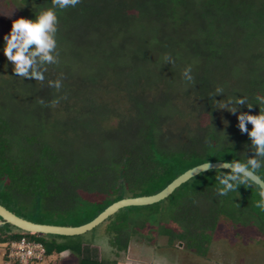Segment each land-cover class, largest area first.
<instances>
[{
	"label": "trees",
	"instance_id": "16d2710c",
	"mask_svg": "<svg viewBox=\"0 0 264 264\" xmlns=\"http://www.w3.org/2000/svg\"><path fill=\"white\" fill-rule=\"evenodd\" d=\"M17 3L28 19L51 7V0ZM57 16L62 63L50 65L43 85L16 77L12 64L0 58L1 206L34 223L80 226L113 202L159 192L191 167L252 155L236 114L230 112L227 123L215 116L236 97L253 104L239 111L259 112L255 97L264 95V49L256 40L264 37V0H81L75 8L57 9ZM171 26L176 33L170 37ZM243 38L253 44L242 46ZM251 47L256 51L248 53ZM166 54L174 64H164ZM80 61L85 63L77 70ZM189 65L194 86L182 76ZM61 74L62 89L49 87ZM217 87L223 94L215 95ZM40 98L59 103L44 107ZM102 112L116 124L92 131L78 126L81 115ZM202 116L204 125H194ZM220 174L199 173L163 200L120 209L79 236L29 234L5 224L0 244L25 240L41 244L44 259L67 251L75 256L73 264H117L99 244L113 254L124 251L131 216H142V210L144 220L171 223L161 230L168 240L184 239L196 249L211 239L222 217L264 236L257 185L220 196ZM258 177L264 182V169Z\"/></svg>",
	"mask_w": 264,
	"mask_h": 264
},
{
	"label": "rangeland",
	"instance_id": "374dc122",
	"mask_svg": "<svg viewBox=\"0 0 264 264\" xmlns=\"http://www.w3.org/2000/svg\"><path fill=\"white\" fill-rule=\"evenodd\" d=\"M17 2L18 0H0V58L3 59V64L6 63L8 67H10V64L7 63L8 61L3 54V37L9 32L13 19L18 17L28 19L26 9L21 7ZM10 12L12 15L9 18L6 15ZM171 28L172 26L167 31L170 37L171 34L176 33L175 30L171 32ZM245 40L246 38L240 40L242 46L248 43ZM256 41H259L257 43L261 45L260 48L264 49V37ZM251 43L253 44V42ZM251 43H248V45L251 46ZM258 50L263 51L261 49ZM253 51H256L255 47L247 50L248 53H252ZM61 63L59 61L55 65L61 66ZM84 63V61H80L77 70ZM49 67L50 65H47V68ZM84 71L88 72L89 70ZM237 80L238 78L235 79V82ZM239 87L240 85L237 86V88ZM239 91L236 93L238 94ZM237 94H233L232 96L235 98V96H238ZM180 106L183 107V105ZM223 106L218 108V113L215 118L220 117L223 123H227L231 114L228 110L222 109ZM181 114L185 118H190L187 111H183ZM109 116L110 114L105 112L81 115L78 118V126L86 131L108 129L116 124L115 118H110ZM195 122L194 125L200 124L203 126L206 122V117L202 116L197 119L198 123ZM56 137L54 136L57 140ZM114 141L111 139L109 143H113ZM82 197L88 199L93 198V196L87 194H84ZM137 213H140L142 216H131V234L124 251H118L116 254H113V248L107 246L106 243L101 245L98 242L101 253L107 258L115 260L117 264H264V260H261V254L264 252V236L256 234L253 227L248 224L235 226L226 217H222L218 221L216 228L210 231V233L207 232L211 235V239L208 242L202 241L200 243V249H196L190 247L184 239L171 237V240H168L170 236L163 234L161 230L164 226L168 227L171 223L144 220L143 215L145 214V210ZM118 217L116 219H119ZM102 231L96 232L97 235L101 234ZM54 255H51L50 258L44 259L43 261L47 263L51 262V264H73L76 262L75 256L69 252H66L60 257Z\"/></svg>",
	"mask_w": 264,
	"mask_h": 264
},
{
	"label": "clouds",
	"instance_id": "9594fccd",
	"mask_svg": "<svg viewBox=\"0 0 264 264\" xmlns=\"http://www.w3.org/2000/svg\"><path fill=\"white\" fill-rule=\"evenodd\" d=\"M79 3L81 0H51V7L39 9L35 13L34 19L18 17L11 21V28L3 37V54L12 64V71L16 77L44 84V73L48 71L47 65L59 63L56 39L59 23L57 9L75 8ZM11 15L10 12L6 16L10 18ZM163 60L164 64L175 63L170 54H166ZM182 76L186 82L195 85L191 65L183 69ZM48 86L57 91L62 89V74L56 80H49ZM219 94H223L221 87H217L215 90V95ZM61 98L66 99V97ZM255 100L259 107V112L256 115L239 111L240 106L252 108L253 104H250L246 97L228 100L222 108L236 114L237 127L250 139L249 151L252 155L244 154L243 160H231L223 163L226 170H221V174L216 176L219 184L216 192L220 196H227L230 192L237 193L239 186L251 187L256 182L254 178L258 176L261 169H264V95H257ZM37 102L41 106L47 107L58 104L59 99L51 101L50 105L46 104L43 98L38 99ZM247 124H251V130L247 128ZM257 187L260 200L255 202V207L264 211V185Z\"/></svg>",
	"mask_w": 264,
	"mask_h": 264
},
{
	"label": "water",
	"instance_id": "95a60500",
	"mask_svg": "<svg viewBox=\"0 0 264 264\" xmlns=\"http://www.w3.org/2000/svg\"><path fill=\"white\" fill-rule=\"evenodd\" d=\"M223 163L221 161L218 162H206L194 167L189 168L183 173L177 175L169 184H167L163 189L159 192L142 197H134V198H123L116 202L111 203L105 209H103L98 215H96L91 221L82 224L80 226H57V225H48V224H39L23 219L11 211L7 210L3 206L0 205V226L8 224L21 232L29 233V234H38V235H51L58 237H73L82 235L109 216L113 215L120 209L126 207H141L147 206L151 204H155L164 198H166L175 188L179 185L186 182L191 177L211 170H226L223 167ZM255 184L264 185V182L257 176L254 178Z\"/></svg>",
	"mask_w": 264,
	"mask_h": 264
},
{
	"label": "built area",
	"instance_id": "2783aa9c",
	"mask_svg": "<svg viewBox=\"0 0 264 264\" xmlns=\"http://www.w3.org/2000/svg\"><path fill=\"white\" fill-rule=\"evenodd\" d=\"M39 243L25 240L12 241L5 245L2 264H37L44 260V250Z\"/></svg>",
	"mask_w": 264,
	"mask_h": 264
},
{
	"label": "crops",
	"instance_id": "0c3cea01",
	"mask_svg": "<svg viewBox=\"0 0 264 264\" xmlns=\"http://www.w3.org/2000/svg\"><path fill=\"white\" fill-rule=\"evenodd\" d=\"M4 245H5V244H0V264L3 263V253H4L5 249L2 248V247H4ZM66 252H67V251L62 252V253H60V254H55V255L60 257L61 255H64ZM52 255H53V254H52ZM55 255H54V256H55ZM50 256H51V255H50ZM50 256H48L47 258H50ZM52 257H53V256H52ZM47 258H46V259H47ZM48 263H51V262H48ZM37 264H47V262L43 261V262H41V263H37ZM52 264H54V263H52Z\"/></svg>",
	"mask_w": 264,
	"mask_h": 264
}]
</instances>
